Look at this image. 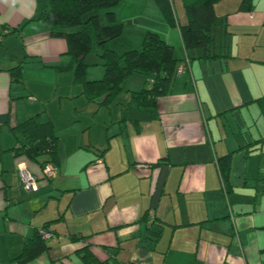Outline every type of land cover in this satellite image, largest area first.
<instances>
[{
	"label": "crops",
	"instance_id": "1",
	"mask_svg": "<svg viewBox=\"0 0 264 264\" xmlns=\"http://www.w3.org/2000/svg\"><path fill=\"white\" fill-rule=\"evenodd\" d=\"M242 1L215 3L210 57L186 51L179 26L161 12L139 20L115 12L133 27L127 50L151 30L187 61L169 93L140 109L128 102L144 76L133 74L112 101H89L66 41L37 19L39 0H0V264H17L44 226L46 249L26 264H264V0H249V9ZM175 14L184 24V12ZM97 60L85 57L87 80L103 77L90 68ZM21 61L22 82H13L9 70ZM81 97L106 126L100 145L90 137L93 120L73 114ZM29 117L50 121L58 138L56 176L35 190L20 184L21 167L39 169L15 157L11 131ZM69 121L76 127L64 141L57 122Z\"/></svg>",
	"mask_w": 264,
	"mask_h": 264
},
{
	"label": "trees",
	"instance_id": "2",
	"mask_svg": "<svg viewBox=\"0 0 264 264\" xmlns=\"http://www.w3.org/2000/svg\"><path fill=\"white\" fill-rule=\"evenodd\" d=\"M119 1L45 0L37 19L48 25L51 37L66 41V53L69 66L74 70V81L81 83L89 101L101 98L104 102L112 101L123 91L125 81L133 74H141L145 78L144 85L140 90L130 92L128 103L140 109H150L156 106L158 98L169 93L177 77V67L186 60L175 58L173 47L151 30L145 31L140 49L118 53L107 48L106 43L119 38L123 32V23L117 20L113 11ZM154 1L166 22L170 26H179L186 51L198 48L203 50L205 57L217 55L210 50L215 44L217 16L214 5L219 0H181L186 18L184 24L178 23L171 0ZM250 3L249 0H243L240 8L249 9ZM95 49L104 67V75L97 80H87L85 73L88 64L85 57ZM22 70V61L9 70L13 82H22ZM11 131L17 139L13 149L15 157L36 164L39 172L32 174L37 183L41 180L51 181L56 175L48 178L44 176V170L52 166L57 173L59 164L58 138L51 122H40L36 117L24 118L16 122ZM227 159L228 155L224 161ZM42 231L50 230L44 226L25 242L21 254L16 258L17 264H26L46 249ZM83 258L92 259L89 253L83 254Z\"/></svg>",
	"mask_w": 264,
	"mask_h": 264
},
{
	"label": "rangeland",
	"instance_id": "3",
	"mask_svg": "<svg viewBox=\"0 0 264 264\" xmlns=\"http://www.w3.org/2000/svg\"><path fill=\"white\" fill-rule=\"evenodd\" d=\"M147 1H148V3H146L144 0L142 2L133 1V0L125 2V0H120L119 3L117 4V6L113 9V11L114 12H123V13L137 12L135 15H136V18L138 20H139L140 12H144V13L149 12L150 16H152V12H161V10L159 9V7L157 6V4L155 3L154 0H153V2L155 3L156 6L152 3V0H147ZM44 3H45V0H39V5H40L39 8L40 9L42 8ZM171 4H172V7L174 8V11L184 12L180 0H171ZM124 23H127V24H124ZM136 23H139V22L137 21ZM123 25H124L126 31L124 30V33H122V35L119 38L114 39V43H111V41L106 43L107 48L111 49L112 44H117V49L121 46L125 47L124 49L127 48L125 45V43H126L125 40H127V34H128V32H130L131 28H133V27L130 26L131 24H130L129 20H127L126 22L123 21ZM141 44H142V41H141ZM140 47L141 46H138V49H140ZM119 49H121V48H119ZM95 50L86 57V61L87 60L89 61V59H93V58H96L99 60V57L96 54L97 50L96 51ZM90 68H93V69H95V68L101 69L102 68L103 72H104V67L102 66L101 63L93 65ZM139 76H140V74H139ZM32 79H34V78H30V80H32ZM35 83L37 84L38 81H35ZM38 94H39V92H38ZM36 99H37V97H36ZM75 101H77V103H78L77 106H79V110L73 114L79 115L80 117H82V121H86L85 119H89L87 121H90V119L93 120L94 124L91 127L90 137H91L93 142L100 145L102 140H100L99 142H96V141L101 139L103 134L105 135L106 126H104L101 123L100 119L98 118L100 112H95L96 104L92 103V102H87L85 100V98H83V97H81L80 101L79 100H75ZM38 102H40V101L38 100ZM68 102H70V104H72V105L75 103V102H72V100H70V99ZM40 103H42V102H40ZM92 106H94L95 108ZM100 110H101V108H100ZM105 111H107V110L105 109ZM107 114H109V113L107 112ZM73 119H75V118L73 117ZM97 119H99V120H97ZM69 125H70V121L66 122L65 124H63V123L59 124V122H57V126L59 127V129H62V133L64 135L62 137H63L64 141H66V139L70 136L69 132H73L72 129H74L76 127V126H73V127L68 128ZM78 128H79V126H78ZM83 135H85V138H86V140L83 144L87 145L89 143L88 142L89 134L87 133V131L86 132L84 131ZM108 135H109V137L111 136V127H108ZM84 145L83 146L80 145L81 148H77V149L83 153L88 152V150L92 151V148L85 149Z\"/></svg>",
	"mask_w": 264,
	"mask_h": 264
},
{
	"label": "built area",
	"instance_id": "4",
	"mask_svg": "<svg viewBox=\"0 0 264 264\" xmlns=\"http://www.w3.org/2000/svg\"><path fill=\"white\" fill-rule=\"evenodd\" d=\"M186 62L181 63L176 70V76H180L182 74V72L185 70L186 68ZM55 168H53L52 166H47V168L44 170V176L46 177H53L55 175ZM20 184H22L24 186L25 189L27 190H35L38 183L36 180V177L34 176V174H32V172L30 170H28L26 167H21L20 168ZM150 216L152 218V212H150ZM42 238L47 239L49 238L51 235L49 232H45L42 231L41 232Z\"/></svg>",
	"mask_w": 264,
	"mask_h": 264
}]
</instances>
